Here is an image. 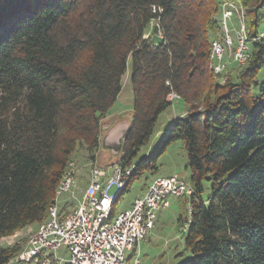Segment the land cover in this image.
<instances>
[{
    "label": "trees",
    "instance_id": "1",
    "mask_svg": "<svg viewBox=\"0 0 264 264\" xmlns=\"http://www.w3.org/2000/svg\"><path fill=\"white\" fill-rule=\"evenodd\" d=\"M222 2L0 0V239L47 218L77 143L93 158L130 56L133 119L119 164L133 169L110 215L135 180L158 171L167 146L181 141L195 191L178 198L181 208L190 205L189 217L177 219L191 254L182 264H264V59L255 40L264 0H240L250 58L219 84L208 54L222 33L214 18ZM153 19L163 39L156 47L142 38ZM172 92L189 112L134 161ZM21 247L0 245V264Z\"/></svg>",
    "mask_w": 264,
    "mask_h": 264
},
{
    "label": "rangeland",
    "instance_id": "2",
    "mask_svg": "<svg viewBox=\"0 0 264 264\" xmlns=\"http://www.w3.org/2000/svg\"><path fill=\"white\" fill-rule=\"evenodd\" d=\"M230 2H232L233 5L235 3V9H238L237 12L231 16L228 23L232 46L230 49H225L226 52H224L222 55L215 54L213 56L210 50L208 54L209 71L219 84H223L224 82H226L228 75L235 77L241 67L247 62L246 61L240 63L237 62V60L233 59L234 47L235 45H237L239 36L242 35V33H245V35L247 36L246 43L249 47V51H251L249 37L245 29V23L249 18L247 16V12L241 5L240 0H231ZM220 8L218 13L214 16V18L216 17L217 21L218 17L220 16ZM154 24L155 22L150 21L142 35V38L150 42V44L153 42L160 43L161 41L158 37V32ZM263 30L264 22L261 25L259 33ZM219 34L220 31L218 30L217 36H219ZM256 38L255 40H257ZM229 52L231 53V56ZM218 62L225 64V72L223 71L222 75L216 76V74H213L214 71L212 68L213 66L218 64ZM229 62L231 64H229ZM130 76L131 59L129 56L127 59L126 72L121 78V90L118 93L115 102L107 111L105 117L101 120L99 145L93 153V158L91 157V154L88 152L86 146L83 143H77L75 150L71 154L69 160V162H71L73 165V179L71 187L68 192L62 193L59 191L56 198V206L64 214L72 209H75L78 206L79 201H81L84 187L88 183L89 169L91 165L97 168L103 167L109 171L110 169L108 167H110L112 164L116 166L120 162V158L122 156V147L119 151L104 149L100 145V140L103 135L104 129L109 127L113 122H116L117 120H122L124 122L128 121L130 123L129 126H131L133 119V96ZM263 78L264 77L262 76V73H260L258 80H263ZM210 79L213 80V78ZM172 93L167 96V100L170 102V105L158 115L149 142L140 148L134 161H137L141 157L148 155V153H150L154 146L158 143L159 139L164 134V131L170 126L171 122L178 117H186L187 113L189 112L188 104H186L176 93L175 96H170L172 95ZM201 106V104L198 105V110L202 109ZM186 159V153L181 141H176L168 145L165 152L158 159V171L155 173L146 172L140 179L135 180L131 184L129 192L123 194L121 199L119 200V203H117L116 211L130 207L134 198L141 195L144 192L145 188L156 177H165L175 174L180 179L188 182L187 180L189 178V171L185 168ZM115 193L116 186L108 190V196L113 197ZM209 193L210 186L209 183H206L204 192L202 194L203 198H206ZM168 200L169 206L166 209H160L155 212L154 226L147 232L145 238L141 241V243H139L138 245L135 243L128 244V251H124L125 259L128 264L131 263L137 253L139 254V259L144 260L147 264H182L191 258V254L188 251L184 250L183 236L186 231V228L184 227L185 223L179 226L177 221L178 216L181 212L182 216L185 219L189 217L190 205H187L184 209L181 208L178 198L169 197ZM37 225L38 224L33 223L21 230L16 231L11 236L0 239V245L2 247H11L15 244H18L19 246L22 245L21 249L19 250L20 252L24 244L26 243L28 233L35 230ZM17 255H15V257L7 264H32L30 262L15 261Z\"/></svg>",
    "mask_w": 264,
    "mask_h": 264
},
{
    "label": "built area",
    "instance_id": "3",
    "mask_svg": "<svg viewBox=\"0 0 264 264\" xmlns=\"http://www.w3.org/2000/svg\"><path fill=\"white\" fill-rule=\"evenodd\" d=\"M233 13V10L223 1L220 19L228 24ZM157 20L151 21L155 22L158 37L162 42ZM258 37L264 59V36ZM151 45L156 47L159 43L153 42ZM215 48L218 47L215 45ZM245 48L249 47L246 41L240 38L237 62H244ZM224 67L225 64L219 62V69L223 70ZM175 95L172 93L170 96ZM131 165L114 166L112 164L108 167L109 171L103 167L93 168L91 165L88 183L78 203V214H71V210L68 211L66 214H71L70 223H61V216L64 213L55 206L51 224L46 228L38 229L31 241V249H26V254L17 262H23V258H30L32 264H43L41 251L49 250L50 254H56V264H119V253L128 251V243L138 244L145 238L147 232L154 226L155 212L169 206V197H190L195 194L193 187L175 174L156 177L141 195L134 198V207L119 210L115 213L114 223H108L102 233H95L94 224L98 217L104 214L108 190L114 187L118 180H123ZM71 184L70 175L62 193L68 192ZM133 215L143 216V235H136ZM132 264L147 263L140 260L138 254L133 258Z\"/></svg>",
    "mask_w": 264,
    "mask_h": 264
},
{
    "label": "bare ground",
    "instance_id": "4",
    "mask_svg": "<svg viewBox=\"0 0 264 264\" xmlns=\"http://www.w3.org/2000/svg\"><path fill=\"white\" fill-rule=\"evenodd\" d=\"M224 1L231 8V10H233L234 13L237 12L238 9H235V3L233 5V3L230 2L231 0H224ZM238 20H239V18H238ZM218 22H219L220 28L222 30V33H221L220 36L214 37L211 40V42H210V51H211V54L213 56L215 54L219 55V49H220V55H222L224 52H226L225 49H227V48L230 49L231 46H232V40H231V36L229 34L228 24L225 21H222L220 19V17H218ZM240 34H241V32H240ZM258 36H264V30L261 31ZM258 36H257L256 39L259 41V37ZM240 38H242L243 40L246 41L247 40V36L245 35V33L244 34L242 33V35L239 36L238 43H237V45H235L234 51H233V59L234 60H237V50L240 48ZM215 45L218 48H215ZM230 56H231V53H230ZM249 56H250L249 48H245V52H244V62H246L248 60V58H250ZM220 57H222V56H220ZM218 59H219V57H218ZM229 64H231V63L229 62ZM212 69L214 71V73H213V71H212V73L213 74H216V76L217 75H222V72L223 71L225 72L224 69L223 70L222 69H219V62H218V64H216L215 66H213ZM116 166H120V164H117ZM93 168H97V167L93 166ZM132 169H133V165H131V167L128 169V171L126 172L125 177L123 178V180H118L116 182V184H115V186H116V193L114 194V196L113 197L108 196V195L106 196V198H105L104 214L103 215H100V217H98V220H96V222L94 224V232L95 233H102L103 230H104V228L106 227V225L108 223H114L115 222V214L112 215V216L110 215L111 204H112V201H113L114 197L121 191V189L126 184L127 180L129 179V177H130V175L132 173ZM70 175H71V182H72V179H73V165H72L71 162L68 163L67 171L62 176V179H61V181L59 183L58 191L62 192V189L64 187V184H65V182L67 181V179L69 178ZM55 206H56V204L51 205L48 208L47 218L42 223H40L38 225V227L34 231H32L28 235V238L26 240V243L24 244L22 250L16 256V260H18L20 257H23L26 254V249H31V241L33 240V236L38 232V229H40V228H46L47 225L51 224V221H52V211H53V209H54ZM130 207H134V200L132 201V204L130 205ZM78 212H79V205L75 209H72L71 210V214H78ZM117 212L118 211H116L115 213H117ZM71 214H62V216H61V223H70V221H71ZM133 224L136 227V235H143V216H141V215H133ZM128 244H134V243H128ZM137 255H138V253L136 254V256ZM41 258L43 260V264H56V254H50V251L49 250H42L41 251ZM23 262H30V258H23ZM119 264H128L126 262L124 252H120L119 253ZM130 264H132V261H131Z\"/></svg>",
    "mask_w": 264,
    "mask_h": 264
},
{
    "label": "water",
    "instance_id": "5",
    "mask_svg": "<svg viewBox=\"0 0 264 264\" xmlns=\"http://www.w3.org/2000/svg\"><path fill=\"white\" fill-rule=\"evenodd\" d=\"M129 125L130 123L128 121L117 120L105 128L100 140L101 147L119 151L122 147V141L124 140L126 132L130 128Z\"/></svg>",
    "mask_w": 264,
    "mask_h": 264
},
{
    "label": "crops",
    "instance_id": "6",
    "mask_svg": "<svg viewBox=\"0 0 264 264\" xmlns=\"http://www.w3.org/2000/svg\"><path fill=\"white\" fill-rule=\"evenodd\" d=\"M141 243V242H140ZM143 262H145L144 260H142Z\"/></svg>",
    "mask_w": 264,
    "mask_h": 264
}]
</instances>
